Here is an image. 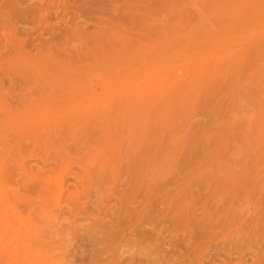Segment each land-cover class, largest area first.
Wrapping results in <instances>:
<instances>
[{
    "label": "rangeland",
    "instance_id": "rangeland-1",
    "mask_svg": "<svg viewBox=\"0 0 264 264\" xmlns=\"http://www.w3.org/2000/svg\"><path fill=\"white\" fill-rule=\"evenodd\" d=\"M21 1L46 9L26 22L29 35L18 34L32 43L24 59L0 68L12 90L0 89V117L9 111L0 155L12 148L16 157L26 120L27 173L40 167L64 193L51 215L32 197L29 216L43 238L27 239L32 254L19 263L162 264L146 245L159 237L180 264H264V0ZM2 21L0 13V43ZM76 189L82 200L74 202ZM147 228L149 240L139 234ZM11 244L9 232L4 255ZM125 250L150 257L122 260Z\"/></svg>",
    "mask_w": 264,
    "mask_h": 264
},
{
    "label": "bare ground",
    "instance_id": "bare-ground-1",
    "mask_svg": "<svg viewBox=\"0 0 264 264\" xmlns=\"http://www.w3.org/2000/svg\"><path fill=\"white\" fill-rule=\"evenodd\" d=\"M38 3V2H37ZM45 10L46 8H44L43 5H40V4H36V5H23L22 4V1L19 0V1H16L14 3V0H0V13H1V16L4 18V21L1 22V27L3 29V32H4V36L5 38L1 41V45H0V68L2 67V64H6L8 63L10 60L13 59V57L15 58H18V60H21V59H24V57H20L22 54H27L28 53V48L29 46H32V43L30 42L27 43V40H25L24 38L20 39L18 38L19 35H21V37H24V36H27L29 35V31L28 29L26 28V22L28 21V19H34V18H41V15L42 13H40V10ZM44 14V12H43ZM15 18L14 21H13V28L9 30V33L8 31L5 32V23H9L10 20L13 18ZM18 20L20 22H22L23 26L21 27V30H19L17 28V24H18ZM5 22V23H4ZM85 29V28H84ZM79 31L80 33L82 32L83 33V29H80V30H77ZM78 32V33H79ZM86 32V31H85ZM19 34V35H18ZM40 35H41V32L38 33V35L35 36L34 38V41H38L40 43H42V40L40 39ZM33 49L35 50V60L36 61H41L43 58H41V53H42V50H43V47L37 43L36 45H33ZM68 50H64L63 53L69 57V53L67 52ZM7 53V54H6ZM18 56V57H17ZM11 79V78H10ZM13 80H9L8 83H11ZM20 83V82H19ZM26 83L23 81L21 83V86L19 87L18 91H20V95L23 96L25 95V91H27V88H26ZM17 88V84H16V87ZM14 88V89H15ZM0 89L2 90H7L8 89V92L9 90L11 89L9 86L5 87L4 86V83H3V80L0 79ZM12 92V90H10ZM10 104V102H9ZM27 107L26 105V100L24 99V97H22L20 99V102H18V105H17V108H16V112H13L16 114V119L19 118V113L20 112H23V110ZM0 108H1V102H0ZM12 108V107H11ZM12 111V110H11ZM8 110L4 111L2 113V116L0 117V124L2 125V123L4 124V126H6L7 124L5 122L8 121ZM126 112V111H125ZM128 113V112H127ZM21 118V117H20ZM15 119V121H16ZM41 119V118H40ZM23 120V119H22ZM5 121V122H4ZM14 121V120H13ZM41 122V121H40ZM29 123V122H28ZM22 126H18L19 127V134H18V138H17V144H16V149H17V155L16 157L13 155H11V149H10V152L6 155H0V222H2V225L0 227V240L1 239H4V237H6V235L10 232V234L12 233L13 235V238H14V241H15V244L12 245L9 247V254H6L4 255L5 252H7L6 250V246H3L2 248L0 247V262L2 263L3 261H8L10 262V264H20L19 261L22 259H19L21 257L22 254H25L26 251H29L31 249V246L32 244H29V240L27 241V239H42L43 238V233H41L39 230H38V227L36 226V223L38 222L37 220H33V218H30L29 216V213L33 207L32 205V202L34 200H40L41 202L40 203H43V205L40 207V205L38 206L39 208H41V210H43L46 206V208L48 209L47 213L48 214H52L54 208H56L57 206H59V203H60V197L61 195L64 193V186L62 185H59L57 182L58 180H56V177L53 178L52 181H45L44 178L42 177V175H40V171H41V168L38 167L37 170L34 172V175L29 174L27 173L26 171V164H27V159H26V155L25 154V151H29L30 147L28 146V144H25L23 142L22 137H24L26 134H28V128L26 127L28 124L26 123V120H24L22 123ZM20 124V125H21ZM17 126V125H16ZM12 127V126H11ZM232 127V126H231ZM13 128V127H12ZM7 129V127H6ZM231 129V128H230ZM10 130V128L8 129ZM15 130V129H14ZM2 131V130H1ZM0 131V132H1ZM4 132L5 129H4ZM9 132V131H8ZM3 135V133H1ZM8 133H5V136L7 135ZM16 135V134H15ZM1 136V135H0ZM7 137V136H6ZM5 138V137H4ZM12 139V138H11ZM10 139V140H11ZM0 140H1V137H0ZM7 140V139H6ZM9 141V140H8ZM13 141V140H11ZM10 142V141H9ZM28 142V141H27ZM26 142V143H27ZM5 143V141H4ZM36 143V142H35ZM32 144L33 147H39L40 145L39 144ZM3 145V144H2ZM3 146H6L5 144ZM9 146V145H8ZM7 146V147H8ZM11 147V146H10ZM13 147V145H12ZM1 149V147H0ZM3 149V148H2ZM37 149V148H36ZM7 150V149H6ZM4 151V150H3ZM31 155V152L28 153V157ZM36 155V154H35ZM32 157V156H31ZM40 157V156H39ZM35 160V159H34ZM43 160V159H42ZM48 160V159H47ZM57 160V159H56ZM55 160V161H56ZM13 162V167H10L11 169H9L8 167V163L9 162ZM32 161V160H31ZM44 161H46L44 159ZM43 161V162H44ZM57 163V162H56ZM39 164V163H37ZM49 164V163H48ZM51 164V163H50ZM44 164H42V169L45 167H43ZM56 165V164H55ZM59 165V164H58ZM54 166V165H53ZM33 167V166H32ZM31 167V168H32ZM36 167V166H35ZM57 169V168H56ZM32 172V171H31ZM44 176V175H43ZM15 177H17L15 179ZM1 185H5L6 187H4V190L2 191V187ZM87 185V184H86ZM88 188V187H87ZM21 189V191H20ZM147 189V188H146ZM148 191V189L146 190ZM81 192H79V190H75V194H74V197L72 200L75 201H81ZM138 194V192H137ZM31 195V196H30ZM88 196V194H87ZM33 197V199H32ZM69 197V196H68ZM146 198V197H145ZM87 199V198H86ZM82 202L81 205L82 208L85 207L86 203H88V200H86ZM146 202V201H145ZM143 203V202H142ZM53 204V205H52ZM71 205V204H69ZM142 205V204H141ZM151 205V203H150ZM37 207V208H38ZM50 207L52 209H50ZM60 207V206H59ZM113 207V206H112ZM150 208V206H148ZM159 207V206H158ZM36 208V209H37ZM140 208V206H139ZM143 208H146V206H144ZM148 208V209H149ZM152 208H153V204H152ZM157 208V207H156ZM163 207H161L162 209ZM160 209V210H161ZM57 210V209H55ZM59 210V209H58ZM110 210V208H109ZM117 210V213L119 211V209H115V211ZM36 211V210H35ZM38 211V210H37ZM154 211V210H153ZM46 212V211H45ZM52 212V213H51ZM111 212V211H109ZM165 212V211H164ZM204 212V211H203ZM34 213V212H33ZM38 213V212H36ZM41 213V212H40ZM68 213V212H67ZM113 212H111L112 214ZM125 213V212H124ZM150 213L152 214V211H150ZM35 214V213H34ZM55 214V213H54ZM59 214V213H58ZM143 214V213H142ZM239 214V213H238ZM36 215V214H35ZM49 215V216H50ZM57 215V214H56ZM97 216H99L98 214H96ZM128 215V221L129 222H132L133 224L136 223L138 220L136 219V216L133 215V214H127ZM42 216V215H41ZM65 216V215H64ZM150 216V214L148 215ZM159 216V215H158ZM204 216V215H203ZM76 217V216H75ZM96 217V216H95ZM146 217V215H145ZM48 218V217H47ZM54 220L57 219V216L54 215ZM141 218H142V215H141ZM149 221V225L148 227L151 228V229H156L157 227H155V225H152L154 219L152 217H147ZM36 219V218H35ZM38 219H41L40 216ZM51 219V218H50ZM49 219V220H50ZM168 219V218H167ZM42 220V219H41ZM54 220H51V221H54ZM44 221V220H43ZM68 221V220H67ZM144 221H145V218H144ZM143 221V222H144ZM189 221V220H188ZM48 222V221H47ZM170 222V221H169ZM241 222V221H239ZM246 222V221H245ZM142 223V222H141ZM140 222L138 223V225L141 224ZM163 223V222H162ZM188 223V222H187ZM243 223V222H242ZM168 224V223H167ZM157 225V224H156ZM118 226V224H117ZM117 226H114V229H113V233H114V237H116V235L118 236L119 234L122 235V226H119V228L117 229ZM241 226V225H240ZM239 226V227H240ZM144 227V226H143ZM161 227V226H160ZM207 227V226H206ZM238 226H236L237 228ZM57 228V227H55ZM147 228L146 230H148L147 232L145 233H139L141 235L144 236V238H148L151 239L153 238L151 230ZM159 228V227H158ZM200 228V227H199ZM125 229V228H124ZM138 229V228H137ZM202 229V227H201ZM233 229V228H232ZM231 229V230H232ZM144 230V229H142ZM140 230V231H142ZM204 230V229H203ZM241 230V228L239 229ZM124 231V230H123ZM139 231V232H140ZM155 231V230H153ZM152 231V232H153ZM162 231V230H161ZM168 231V230H167ZM52 232V231H51ZM131 232V231H130ZM157 232V231H156ZM166 232V231H165ZM160 233V232H158ZM170 233V232H169ZM56 234V233H54ZM53 234V235H54ZM132 234V233H131ZM134 234V232H133ZM157 234V233H156ZM161 234V233H160ZM51 235V234H50ZM159 235V234H158ZM173 235V234H172ZM201 235V234H200ZM22 236V242L19 241V237ZM56 236V235H55ZM157 236V235H156ZM163 236H165L163 234ZM163 236H162V239H163ZM132 237V236H131ZM134 237V236H133ZM141 237V236H140ZM10 238L12 239L11 235H10ZM9 238V239H10ZM135 238V237H134ZM133 238V239H134ZM137 239V238H136ZM155 240V243H146V245H149L152 247V250H153V253H157L159 254L158 252H161V256L162 258L164 259V262H162V264H180L179 262L182 261L180 259L177 258H174L173 259V254L175 252V248L174 246L172 247L171 246V249L170 252H166L164 253L163 250L160 248V245L157 242V240H159V237H154L153 238ZM161 239V240H162ZM142 240H144L142 237H141V240H136V244H132L133 246H136V245H140V243L142 242ZM187 240V239H186ZM145 241V240H144ZM167 241V240H166ZM173 241V240H172ZM171 241V242H172ZM180 241V240H179ZM184 241V239H183ZM5 242V241H4ZM3 242V243H4ZM8 242V241H7ZM12 242V241H11ZM10 242V243H11ZM165 242V241H164ZM178 243V242H177ZM6 244V243H4ZM23 244V245H22ZM45 244V243H44ZM121 244V243H120ZM145 244V243H144ZM163 244V243H162ZM165 244V243H164ZM116 245V244H115ZM127 245V244H126ZM131 245V246H132ZM166 245V244H165ZM169 245V244H168ZM143 245H141L140 247H142ZM189 246V245H188ZM37 247V246H36ZM40 247V246H38ZM124 247V246H123ZM139 247V246H138ZM148 247V246H146ZM168 247V246H167ZM34 248V247H33ZM128 248V247H127ZM182 248V247H181ZM37 249V248H36ZM122 249V248H121ZM135 250V247L133 248ZM139 248H137L138 250ZM165 249H168V248H164ZM178 249V248H177ZM34 250V249H33ZM38 250V249H37ZM119 250V249H118ZM127 250V249H126ZM125 250V251H126ZM151 250V251H152ZM191 250V249H190ZM32 251V250H31ZM29 251V253L31 252ZM121 251V250H120ZM148 251V250H147ZM174 251V252H173ZM37 252V251H36ZM116 252V251H115ZM40 251L38 250V252L36 254H39ZM130 253V252H129ZM127 251L125 252V254H122L123 257H122V260L124 258H130L131 260H136V259H144L145 257L148 258L150 256H148V254H139V255H135L136 252H132L131 250V254H129ZM139 253V252H138ZM152 253V252H151ZM180 253V252H179ZM183 253V252H182ZM32 254V253H30ZM45 254V253H44ZM202 254V253H201ZM46 255V254H45ZM91 255V254H90ZM103 255V254H102ZM121 255V256H122ZM125 255V256H124ZM156 255V254H155ZM23 256V255H22ZM152 256V255H151ZM185 257L184 255H181L179 257ZM15 257V260H12L13 258ZM30 257V256H29ZM28 257L29 260H31L30 258ZM138 257V258H137ZM189 257V256H188ZM192 257H193V254H192ZM199 257V255H198ZM237 257V256H236ZM39 258V257H38ZM41 258V256H40ZM44 258V257H43ZM42 258V259H43ZM200 258V257H199ZM198 258V259H199ZM27 259V258H25ZM48 258H46L45 260H47ZM197 259V260H198ZM243 259V258H242ZM254 259V258H253ZM28 260V261H29ZM33 260V259H32ZM41 260V259H40ZM121 260V259H120ZM202 260V259H201ZM230 260V259H229ZM27 261V260H26ZM43 263L44 261L41 260ZM50 261V260H49ZM140 261V260H139ZM163 261V260H162ZM196 261V260H195ZM243 261V260H242ZM256 261V260H255ZM23 263H25L23 260H22ZM39 262V261H38ZM37 262V263H38ZM41 262V263H42ZM46 262V261H45ZM184 262V261H183ZM237 262V261H236ZM0 263V264H1ZM22 263V264H23ZM42 263V264H43ZM49 263V262H48ZM111 263V262H110ZM214 263V261H213ZM239 263V262H238ZM256 263V262H255ZM9 264V263H8ZM26 264V263H25ZM40 264V263H39ZM51 264V262L49 263ZM203 264V263H202ZM236 264V263H235ZM242 264V262H241Z\"/></svg>",
    "mask_w": 264,
    "mask_h": 264
}]
</instances>
